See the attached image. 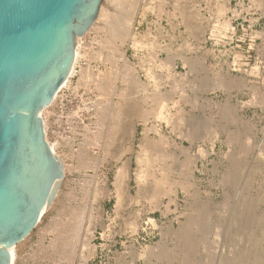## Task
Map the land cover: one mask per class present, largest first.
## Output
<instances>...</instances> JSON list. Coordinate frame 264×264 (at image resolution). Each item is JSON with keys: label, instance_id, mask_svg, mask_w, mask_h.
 Returning a JSON list of instances; mask_svg holds the SVG:
<instances>
[{"label": "rangeland", "instance_id": "obj_1", "mask_svg": "<svg viewBox=\"0 0 264 264\" xmlns=\"http://www.w3.org/2000/svg\"><path fill=\"white\" fill-rule=\"evenodd\" d=\"M77 44L74 72L43 115L64 177L13 264H264V0H102ZM126 122L137 128L131 154ZM146 128L169 144L164 174L139 145ZM180 144L196 160L184 190ZM128 156L132 198L116 204L104 188Z\"/></svg>", "mask_w": 264, "mask_h": 264}, {"label": "water", "instance_id": "obj_2", "mask_svg": "<svg viewBox=\"0 0 264 264\" xmlns=\"http://www.w3.org/2000/svg\"><path fill=\"white\" fill-rule=\"evenodd\" d=\"M102 0H0V264L56 198L64 164L40 115L67 78Z\"/></svg>", "mask_w": 264, "mask_h": 264}, {"label": "bare ground", "instance_id": "obj_3", "mask_svg": "<svg viewBox=\"0 0 264 264\" xmlns=\"http://www.w3.org/2000/svg\"><path fill=\"white\" fill-rule=\"evenodd\" d=\"M253 1H255V0H253ZM263 3V2H262ZM219 8V7H218ZM227 9V8H226ZM224 10V9H223ZM223 10H221V11H223ZM125 18H127V17H125ZM126 21H128L127 19H125ZM130 20V19H129ZM129 22V21H128ZM127 22H125V25H126V27H124V29L122 28V31L120 32L121 33V35L122 36H124V35H126L131 29H130V27H128L127 25H129L130 26V23L128 24H126ZM78 44L77 45H75V49H74V61H73V64H72V67H71V70H70V72H69V74H68V76H67V78L63 81V83L59 86V88L57 89V91H56V93L54 94V97H53V99H52V101H51V103L46 107V108H44L42 111H41V113H40V115H41V117H42V120H43V122H44V126H45V123H46V121H45V115H44V112L52 105V103L54 102V100L56 99V97H57V95H58V92L59 91H61V89H63V87H65V86H67V84H68V82H69V78H70V76L73 74V72H74V69H75V64H76V61H77V58H78V55H79V52H78ZM167 61H169V60H167ZM160 63H162V62H160ZM167 67H169V66H167ZM85 77H86V79H90V78H93L92 76H91V74H89V73H86L85 74ZM85 79V80H86ZM134 85V84H133ZM135 85H136V82H135ZM250 86V85H249ZM134 87V86H133ZM132 88V87H131ZM257 89V88H256ZM254 90V89H253ZM258 91V90H257ZM165 97V96H164ZM258 97V96H257ZM166 99H167V97H166ZM256 99V98H255ZM258 101L259 102H261L262 104H260V108H263L264 109V94H260V96L258 97ZM165 100V99H164ZM167 103V102H166ZM146 105V104H145ZM166 105V104H165ZM173 105V104H172ZM228 104H226V106H227ZM156 106V105H155ZM161 106V105H160ZM177 106V105H176ZM230 106V105H229ZM232 106V105H231ZM165 107V106H164ZM163 107V108H164ZM230 108V107H229ZM228 106H227V111H228ZM258 108V107H257ZM224 109V108H223ZM138 110V109H137ZM151 110V109H150ZM158 110V109H157ZM174 110H176V109H174ZM233 110H234V106H233ZM261 110V109H260ZM159 111V110H158ZM236 111V110H235ZM151 112H152V110H151ZM160 112H161V110H160ZM177 113H178V115L179 116H182V113L184 114V112H186L183 108H180L179 107V109H177V111H176ZM175 112V113H176ZM229 112V111H228ZM135 113V112H134ZM148 111H142V112H139L138 113V115H136V117H140V119H144V118H146L148 115H150V113H148ZM176 113V114H177ZM180 113V114H179ZM158 114V113H157ZM162 114V113H161ZM168 114V113H167ZM228 114V113H227ZM44 115V116H43ZM155 115V114H154ZM159 115V114H158ZM152 116V115H151ZM157 116V115H156ZM255 116H257V115H255ZM134 117V116H133ZM159 117H161V116H159ZM152 118V117H151ZM154 118V117H153ZM168 118V117H167ZM172 118V117H171ZM116 119V118H115ZM158 119V118H157ZM252 119V118H251ZM251 119H248L247 120V123H246V128H247V124H248V128L247 129H249V130H253V132H254V135L255 136H258V133L260 132V129L258 128V127H256V125L252 122V120ZM256 119V118H255ZM137 120V118H135V120L134 121H136ZM145 120V119H144ZM163 120V119H162ZM166 120V119H165ZM168 120L169 119H167L166 121L168 122ZM171 120V119H170ZM173 120V119H172ZM117 121H119V120H117ZM131 121H133L132 119H131ZM138 121V120H137ZM146 121V120H145ZM144 121V122H145ZM130 122V121H129ZM127 123V122H126ZM182 123V122H181ZM180 123V124H181ZM187 122H185V124H186ZM245 123V122H244ZM187 125V124H186ZM190 125V124H189ZM120 126V125H119ZM183 126V125H182ZM244 126V127H245ZM120 128V127H119ZM245 128V129H246ZM115 129V128H114ZM149 129V128H148ZM148 129L146 128V129H144L145 130V132H144V135H143V137H142V139L140 140V144L139 145H142L143 147H144V149L145 150H147V148H149V152H150V149L151 150H155L156 151V157H155V155H154V157H152V158H148L147 159V165H152L151 163L153 162V161H157V163L159 164V168H160V172L162 173V174H164L165 173V170H166V166H165V164H163V162L165 161V159H166V157L170 154L169 152H166L165 151V148H164V144L165 145H169V144H166L165 142H166V139H165V135L158 129V130H156V132L155 133H157V136H158V139L156 140V142H155V140H153L152 141V139H151V141L149 140V138H148V140L146 139V134H147V131H148ZM238 129V128H237ZM171 130H172V128H171ZM177 130V129H176ZM262 130H264V129H262ZM112 131V130H111ZM136 131H137V128H136V123H134V122H131V123H127V124H124V125H122V130L120 131L121 132V138L123 137V139H124V141L127 139L128 141H129V145H128V147L127 146H125L126 148L124 149V150H122V154H125L124 152H130V154L132 153V151L131 150H133V147H134V140H135V133H136ZM178 131H180V130H178ZM188 131H191L190 129L188 130ZM187 131V132H188ZM235 131V130H234ZM45 132H46V130H45ZM173 132V131H172ZM219 132V131H218ZM180 133H182V132H180ZM191 133H192V131H191ZM217 133V132H216ZM226 133H227V131H226ZM243 133V132H242ZM261 133H262V131H261ZM189 134V133H188ZM215 134V133H214ZM252 134V133H251ZM264 133H262V135H263ZM115 135V134H114ZM194 135V134H193ZM227 135V134H226ZM229 135V134H228ZM227 135V136H228ZM192 136V135H191ZM190 136V137H191ZM189 137V136H188ZM126 138V139H125ZM157 138V137H156ZM192 138V137H191ZM190 138V139H191ZM234 138V137H233ZM253 138H254V136H253ZM101 139V138H100ZM155 139V138H154ZM189 139V138H188ZM231 139H232V136H231ZM46 140H47V142H48V144H49V146H50V148H51V150L53 151V153L55 154V155H57V153H56V151H55V149H54V146H53V144L46 138ZM113 140V139H112ZM111 140V141H112ZM192 140V139H191ZM230 140V138L228 139V141ZM249 140V139H248ZM119 141H121L120 139H119ZM158 141V142H157ZM227 141V140H226ZM231 141V140H230ZM232 141H233V139H232ZM250 141L252 142V140H251V138H250ZM174 142V141H173ZM246 142V141H245ZM123 143V142H122ZM247 143V142H246ZM227 144H229L228 142H227ZM250 144V143H249ZM249 144H247V145H249ZM251 144H253V143H251ZM91 145V144H90ZM174 145V144H173ZM176 145V144H175ZM122 147V146H121ZM177 147V146H176ZM178 147H180L181 148V151L180 152H182V153H180V154H183V153H185V154H183V155H185L184 156V158L182 159V160H180V163H179V168H177L176 169V172H178V174L181 176L180 177V183L181 184H179V186H183V190L184 189H186V188H184V187H186V186H188L189 184H190V182H189V177L191 178L192 176H194V171H195V169H196V160L193 158L192 159V157L190 156V154H188L187 153V151H186V149H185V152H183L184 151V147H183V145H179ZM242 147V146H241ZM124 148V147H123ZM180 148H177V149H180ZM264 148V147H263ZM259 149V148H258ZM144 150V151H145ZM121 151V150H120ZM147 151V152H148ZM259 151H260V149H259ZM236 152V151H235ZM251 152V151H250ZM187 153V154H186ZM98 154V153H97ZM104 154V153H103ZM179 154V153H178ZM120 155V154H119ZM251 155V154H250ZM58 156V155H57ZM170 156V155H169ZM87 158V157H86ZM61 159V158H60ZM117 159H119V158H117ZM237 162V161H236ZM121 163H123L122 165L120 164V166L119 167H117L118 169H117V171H116V173H115V177H114V180H113V182H112V186H113V188H110L107 184L105 185V188H104V191H105V189H106V191H107V193L108 194H111L112 192L115 194V196H116V199L117 200H115V201H117L116 202V204H121V202L122 201H124V200H128V199H130V198H132L131 196V193H130V184H129V181H130V178H131V175H130V169H131V156H128V158L126 159V160H124V162H121ZM231 163V162H230ZM253 164H254V162H253ZM252 165V164H251ZM146 166V165H145ZM158 166V165H157ZM256 166H258V165H256ZM147 167V166H146ZM252 167V166H251ZM254 167V166H253ZM96 168H97V166H96ZM152 169V168H151ZM168 169V168H167ZM173 171V170H172ZM174 172V171H173ZM150 174V173H149ZM147 175V174H146ZM146 175H143L144 176V178H143V176H141L142 178H143V180H145V179H148V177L146 176ZM153 175V174H152ZM191 175V176H190ZM149 176H151V175H149ZM184 177V178H183ZM141 178V179H142ZM167 178V177H166ZM166 178H164V176H161V177H159L158 179H153L154 180V189H158L159 190V187H160V189H161V185L163 186V184H164V186H165V182H164V180L166 179ZM107 180V179H106ZM139 180V179H138ZM142 180V182H144ZM152 180V181H153ZM175 180V179H174ZM148 181V180H147ZM176 181V180H175ZM174 181V182H175ZM105 182V181H104ZM103 182V183H104ZM142 182H139V183H142ZM164 182V183H163ZM145 183H146V181H145ZM144 183V184H145ZM152 183V182H151ZM163 183V184H162ZM167 183V182H166ZM105 184V183H104ZM148 184V183H147ZM168 184V183H167ZM172 184V183H171ZM170 184V185H171ZM143 184H139V187L141 186V189L143 190V189H145V188H147V187H143L142 186ZM147 186V185H146ZM163 186V187H164ZM181 186V187H182ZM143 187V188H142ZM162 187V188H163ZM169 187V186H168ZM141 189H139V190H141ZM151 189H152V187H151ZM175 189V188H174ZM166 190V189H165ZM169 190H170V188H169ZM105 191V192H106ZM155 191V190H154ZM164 191V190H163ZM172 191V190H171ZM170 191V192H171ZM140 192V191H139ZM160 192H162V189L160 190ZM159 192V194H161ZM166 192V191H165ZM150 193V192H149ZM138 194V193H137ZM152 194V193H151ZM159 194H157V196L159 195ZM162 194H165V193H162ZM97 195V194H96ZM107 195V194H106ZM138 195H140V194H138ZM141 195L142 196H144L142 193H141ZM166 195V194H165ZM142 196H139L140 198L142 197ZM154 196V195H153ZM162 196V195H161ZM156 197V196H155ZM151 198V197H150ZM149 199V198H148ZM147 199V200H148ZM173 201V200H172ZM126 202V201H125ZM115 204V203H114ZM130 204V203H129ZM51 205V204H50ZM49 205V206H50ZM49 206H47V207H44L43 208V210H42V212L44 213V212H46V210L49 208ZM98 206V205H97ZM117 207V206H116ZM120 207V206H119ZM168 207V206H167ZM205 207V206H204ZM207 208V207H206ZM95 211V210H94ZM209 211V210H208ZM195 212V211H194ZM204 214V213H203ZM196 216V215H195ZM191 223V222H190ZM197 226V225H196ZM196 228V227H195ZM194 228V229H195ZM137 229V228H136ZM221 229V228H220ZM179 230V229H178ZM186 232H187V230H186ZM192 233V232H191ZM184 234V233H183ZM174 235V234H173ZM186 236H187V234H185ZM175 236V235H174ZM165 237V236H164ZM199 237V236H198ZM186 238V237H185ZM218 238V237H217ZM183 239V238H182ZM177 240H179V239H177ZM184 242V241H183ZM176 243V242H175ZM182 243V242H181ZM180 243V244H181ZM161 245V244H160ZM164 245V244H163ZM174 245V244H173ZM165 246V245H164ZM180 246H182V244L180 245ZM174 247V246H173ZM172 247V248H173ZM184 247H186V246H184ZM183 247V248H184ZM162 248V247H161ZM175 248V247H174ZM182 249V248H181ZM180 249V250H181ZM189 249V248H188ZM161 250V249H160ZM62 251V250H61ZM153 251V250H152ZM171 251V250H170ZM184 252H186V251H184ZM148 253V252H147ZM154 253V252H153ZM167 253V252H166ZM208 253V252H207ZM210 253V252H209ZM145 254V253H144ZM149 254V253H148ZM152 254V253H151ZM236 254V253H235ZM242 254V253H241ZM241 254H239V255H241ZM10 255H11V264H13V262H14V258H15V246H12V247H10ZM65 255V254H64ZM147 255V254H146ZM209 255V254H208ZM193 256V255H192ZM158 257H160L159 256V254H158ZM167 257V256H166ZM165 257V258H166ZM240 257V256H239ZM248 257V256H247ZM251 257V256H250ZM264 258V257H263ZM178 259V258H177ZM240 259V258H239ZM247 259V258H246ZM259 259V258H258ZM180 260H182V259H180ZM230 260V259H229ZM234 260V259H233ZM256 260V259H255ZM240 261L241 260H239L238 262L240 263ZM147 262V261H146ZM178 262V261H177ZM184 262V261H183ZM247 262V261H246ZM228 263V262H227ZM232 263V262H231ZM238 263V264H239ZM244 263H245V261H244ZM250 263H252V262H250ZM230 264V263H229ZM236 264V263H235ZM255 264H256V262H255Z\"/></svg>", "mask_w": 264, "mask_h": 264}, {"label": "built area", "instance_id": "obj_4", "mask_svg": "<svg viewBox=\"0 0 264 264\" xmlns=\"http://www.w3.org/2000/svg\"><path fill=\"white\" fill-rule=\"evenodd\" d=\"M64 89H65V88L61 89V91L59 92L60 95H61V93L64 91ZM60 95H58V96H60Z\"/></svg>", "mask_w": 264, "mask_h": 264}]
</instances>
